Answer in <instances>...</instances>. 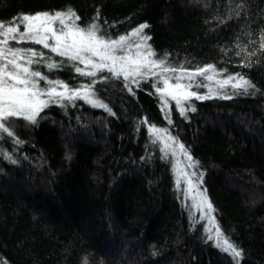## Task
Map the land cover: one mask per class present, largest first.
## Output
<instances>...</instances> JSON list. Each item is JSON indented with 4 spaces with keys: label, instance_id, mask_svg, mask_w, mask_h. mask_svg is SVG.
<instances>
[{
    "label": "trees",
    "instance_id": "16d2710c",
    "mask_svg": "<svg viewBox=\"0 0 264 264\" xmlns=\"http://www.w3.org/2000/svg\"><path fill=\"white\" fill-rule=\"evenodd\" d=\"M68 8L82 27L99 13L95 22L112 38L146 23L154 58L214 66L211 82L197 77L208 87L191 89L212 98L189 100L185 108L195 111L184 115L172 105L164 112L155 77L130 93L122 78L81 76L48 49L10 40L60 62L53 70L43 60L34 65L50 80H96L95 96L111 112L64 101L35 125L16 120L13 137L0 135V264H264V0H0V22ZM237 74L254 87H218ZM151 125L190 151L191 178L240 258L208 240Z\"/></svg>",
    "mask_w": 264,
    "mask_h": 264
},
{
    "label": "snow or ice",
    "instance_id": "6c2138e0",
    "mask_svg": "<svg viewBox=\"0 0 264 264\" xmlns=\"http://www.w3.org/2000/svg\"><path fill=\"white\" fill-rule=\"evenodd\" d=\"M98 19L99 13L91 24L82 27L78 23L79 15L73 9L68 8L54 13L22 14L7 24L0 22V37H3L0 39V132L13 137L15 133L10 130L11 126L8 123L11 118H23L35 125L38 116L45 108L50 104H62L64 101L83 100L93 107L104 108L111 112L108 105L95 96L93 89L96 80H92L89 84H81L79 87H72L60 80H50L41 71L34 70L31 66L43 60L46 67L53 70L61 66L60 62H54L51 56L45 57L43 52L32 48L9 47L10 40L17 43L31 42L41 45L50 53L73 62L74 71L81 76L96 77L98 73L106 71L113 78H122L125 88L130 93L133 91L132 85L139 87L141 80L146 81L150 77H155L157 79L152 83V87L157 94H160L164 106L167 107V98H171L175 101L176 108L181 115H184L186 110L195 111L194 107L185 108L184 105L189 100L212 98L211 95H201L191 89L193 86L208 87L202 83L194 85L193 82L196 77L201 76L211 82L216 74L213 65L196 69L169 66L166 59L154 58L156 54L147 44L151 38L143 35V30L148 27L146 23L139 25L126 35L112 38L101 33L99 25L95 22ZM132 37L136 38L135 42L132 41ZM77 63L84 65V68L75 66ZM173 73L175 75H170ZM108 78L102 76L100 79ZM184 80L189 82L182 83ZM41 81L44 82V87H41ZM216 83L220 89L230 86L233 90L243 89L245 92L248 88L254 87L250 81L239 74L217 80ZM209 91L211 92V89ZM222 98L230 99L231 97L225 95ZM169 123H171L170 119ZM148 132L165 144V149L162 151L172 147L163 140L162 134L167 135V129H159L151 125ZM167 139L172 141L175 148L190 162L189 167L196 163L184 144L179 143L175 137L170 135ZM16 143L19 144L20 141L17 140ZM172 155H176V150H173ZM184 175L188 174L184 173ZM198 179L202 182V173ZM191 183L189 179V187ZM177 185H179V180H177ZM199 195L203 206L201 207L203 217L205 215L203 208L206 207L208 213H211L213 207L207 198L206 190ZM211 222L215 227V233L208 235V240L215 239V246L221 251L233 258H240L242 250L223 236L214 220ZM206 231L211 233L212 230L207 228Z\"/></svg>",
    "mask_w": 264,
    "mask_h": 264
},
{
    "label": "rangeland",
    "instance_id": "374dc122",
    "mask_svg": "<svg viewBox=\"0 0 264 264\" xmlns=\"http://www.w3.org/2000/svg\"><path fill=\"white\" fill-rule=\"evenodd\" d=\"M21 31H23V27H21ZM0 39H3V37H0ZM131 39H132L133 42L136 41L135 37H132ZM50 43H51V41H50ZM34 65H32L31 67L34 68ZM76 66L84 68V65H80L78 63L76 64ZM85 71H87V69H85ZM170 75H175V74L173 73V74H170ZM198 80L199 79L196 77V80L193 82V84L199 83ZM188 82L189 81H187V80L182 81V83H188ZM42 83H43V87H44L45 84H44V82H42ZM81 84H84V83H80V84H77V85L72 86V87H79ZM159 98H160V94H159ZM160 101H161V98H160ZM166 102H167V107H165L164 106V102L161 101L162 108H163L164 112H167L168 107L171 108L170 105L174 106V108L177 111H179L176 108L174 100H172L171 98H167ZM19 119L22 120L24 123H29L27 120H25L23 118H19ZM16 120H18V119L17 118H11L8 121V123L11 126L10 130H13V127H14V125L16 123ZM157 128L163 129L162 127H157ZM0 135H7V134L3 133V132H0ZM168 135H170V134L169 133H167V135L162 134L163 140H165L169 144H171L172 147H170V148H168L166 150H163V151L167 154L168 159L170 161V165H171V168H172V171H173L175 182L177 184V180H179V185L178 186L181 188L185 199L189 202L191 210L196 212L199 215V217L203 220L202 222H203V224L205 226V230L207 228H211L212 231H211V233L208 232V235L214 234L215 233V227H213L212 222H211V220H213V218H212L211 213H208V209L206 207L203 208V211H204L205 215L203 217L201 215V207H203V206L201 204V197H200L199 194L202 191H201L200 188H198V186L194 183L193 179L191 178L190 171L188 169L189 168L188 167V160L185 159V157L179 152V150L175 148V144L172 141L167 139ZM170 136L173 137L172 135H170ZM151 140L153 142H156L161 149H165V144L160 139H157L155 136L151 135ZM173 150H176V155L175 156L172 155ZM184 173H187L188 175L185 176ZM189 179L192 182L191 183V187H189V184H188V180ZM235 188H237V187H235ZM238 189H240V188H238ZM213 241L216 243L215 239H213Z\"/></svg>",
    "mask_w": 264,
    "mask_h": 264
}]
</instances>
